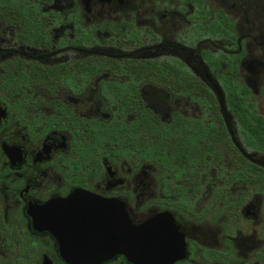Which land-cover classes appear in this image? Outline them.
Listing matches in <instances>:
<instances>
[{
	"label": "flooded vegetation",
	"instance_id": "flooded-vegetation-1",
	"mask_svg": "<svg viewBox=\"0 0 264 264\" xmlns=\"http://www.w3.org/2000/svg\"><path fill=\"white\" fill-rule=\"evenodd\" d=\"M105 201L151 257L264 264V0H0V264Z\"/></svg>",
	"mask_w": 264,
	"mask_h": 264
},
{
	"label": "water",
	"instance_id": "water-1",
	"mask_svg": "<svg viewBox=\"0 0 264 264\" xmlns=\"http://www.w3.org/2000/svg\"><path fill=\"white\" fill-rule=\"evenodd\" d=\"M96 211L101 214V218L97 217V212L90 213L95 217H89L83 220L85 225H79L78 239L71 241L66 235L59 239L60 253L66 263L100 264L115 253L124 254L132 264H170L179 257L180 254L172 249L165 251L162 256L160 254L161 257H151L153 249L146 232V223L131 225L122 205L117 207L105 201L104 205L99 203Z\"/></svg>",
	"mask_w": 264,
	"mask_h": 264
}]
</instances>
